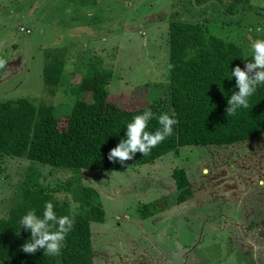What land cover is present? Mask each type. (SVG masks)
Segmentation results:
<instances>
[{"label": "rangeland", "instance_id": "rangeland-1", "mask_svg": "<svg viewBox=\"0 0 264 264\" xmlns=\"http://www.w3.org/2000/svg\"><path fill=\"white\" fill-rule=\"evenodd\" d=\"M229 3L0 0V102L26 98L65 119L95 64L113 74L111 100L143 107L168 95L171 21L199 22L245 52L264 39V0L234 14ZM57 63L63 74L52 85L44 70ZM82 97L91 100L90 93ZM177 168L191 188L179 203ZM33 175L75 211L80 186L98 192L105 221L91 224L95 264H264V133L229 146H183L134 169L70 170L2 156L0 218L8 217ZM145 205L153 206L149 218L140 211Z\"/></svg>", "mask_w": 264, "mask_h": 264}, {"label": "trees", "instance_id": "trees-1", "mask_svg": "<svg viewBox=\"0 0 264 264\" xmlns=\"http://www.w3.org/2000/svg\"><path fill=\"white\" fill-rule=\"evenodd\" d=\"M251 1L230 0L226 9L234 14ZM167 43L168 95L155 98L143 107L128 109L111 100L108 86L113 74L95 64L83 75L78 86L81 96L63 114L65 119H60L52 107L39 109L26 98L0 102V157H21L32 163L70 170L134 169L152 164L183 146H229L264 133V85L257 87L247 108L238 109L234 115L225 112L227 98L235 90V78H225L230 76L233 67L243 69L246 60L242 59H251L243 48L209 34L199 22L181 20L170 22ZM44 72L48 83L57 85L63 65L45 67ZM86 93L91 94L90 101L82 97ZM146 108L157 116L162 112L174 114L173 133L143 156L136 153L123 164L110 162L107 154L123 138L125 124ZM158 127L156 119H152L147 130L151 132ZM172 175L179 203L190 196V183L181 168L175 169ZM76 200L80 211H75L69 202L54 199L35 175L29 177L8 217L0 218V261L4 264H95L91 224L104 223L105 209L98 192L91 187L80 186ZM46 201L53 203L57 216L73 219L72 228L58 255H43L42 250L23 253L20 246L29 238V233L19 230V218L28 210L40 215ZM152 208L149 210V205L140 208L143 218L151 216Z\"/></svg>", "mask_w": 264, "mask_h": 264}, {"label": "clouds", "instance_id": "clouds-1", "mask_svg": "<svg viewBox=\"0 0 264 264\" xmlns=\"http://www.w3.org/2000/svg\"><path fill=\"white\" fill-rule=\"evenodd\" d=\"M243 69L235 66L230 76L225 79L235 78L234 88L227 98V115H234L238 109L248 107L249 98L256 92L260 85H264V39H256L250 43ZM156 119L159 125L154 131H148V123ZM176 120L173 115L162 112L158 116L150 109H144L140 114L132 117L124 126V136L115 147L107 154L110 162L123 164L131 160L136 153L147 154L153 147L173 133ZM51 201H46L40 215L35 210H28L19 218V230L29 233V238L20 246L23 253L33 254L37 251L43 255L56 256L59 254L65 236L71 230L73 219L67 215L57 216ZM19 234V232H18ZM17 234V235H18Z\"/></svg>", "mask_w": 264, "mask_h": 264}, {"label": "crops", "instance_id": "crops-1", "mask_svg": "<svg viewBox=\"0 0 264 264\" xmlns=\"http://www.w3.org/2000/svg\"><path fill=\"white\" fill-rule=\"evenodd\" d=\"M262 183L259 182V185H261Z\"/></svg>", "mask_w": 264, "mask_h": 264}]
</instances>
